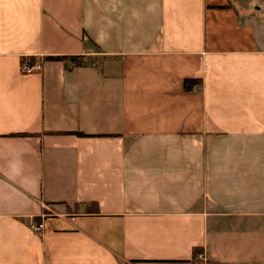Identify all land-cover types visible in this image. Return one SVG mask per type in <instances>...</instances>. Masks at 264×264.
I'll return each mask as SVG.
<instances>
[{"label": "crops", "instance_id": "0c3cea01", "mask_svg": "<svg viewBox=\"0 0 264 264\" xmlns=\"http://www.w3.org/2000/svg\"><path fill=\"white\" fill-rule=\"evenodd\" d=\"M0 264H264V0H0Z\"/></svg>", "mask_w": 264, "mask_h": 264}, {"label": "trees", "instance_id": "16d2710c", "mask_svg": "<svg viewBox=\"0 0 264 264\" xmlns=\"http://www.w3.org/2000/svg\"><path fill=\"white\" fill-rule=\"evenodd\" d=\"M44 58L45 59H56V60H62V59H66V58H71L78 64H80V63H91L93 61V58L88 56V55H45ZM28 63H31V61H29ZM197 81L198 80L194 79V78H185L183 80V87L185 89H188V88H190L192 83H195ZM76 133H78V134H87V133H83L81 131H77ZM89 204H91V206L88 207V208L91 209V210H87V211L96 212V209H97L96 208L97 207L96 203L92 202V203H89Z\"/></svg>", "mask_w": 264, "mask_h": 264}, {"label": "built area", "instance_id": "2783aa9c", "mask_svg": "<svg viewBox=\"0 0 264 264\" xmlns=\"http://www.w3.org/2000/svg\"><path fill=\"white\" fill-rule=\"evenodd\" d=\"M39 67H40L39 63H36V62L35 63H31V64L21 63L20 70L23 73H28V72H31V71H34V70L39 69ZM31 227L33 229H35V230L41 229L42 228V221L41 220H39V221H32L31 222Z\"/></svg>", "mask_w": 264, "mask_h": 264}]
</instances>
